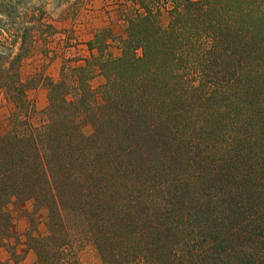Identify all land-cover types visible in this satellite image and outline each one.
I'll return each mask as SVG.
<instances>
[{"label":"trees","instance_id":"trees-1","mask_svg":"<svg viewBox=\"0 0 264 264\" xmlns=\"http://www.w3.org/2000/svg\"><path fill=\"white\" fill-rule=\"evenodd\" d=\"M129 1L121 53L98 63L102 103L48 79L39 125L0 137V198L47 208L34 264H80L62 209L103 264H264V0ZM0 88L37 112L18 70Z\"/></svg>","mask_w":264,"mask_h":264},{"label":"rangeland","instance_id":"rangeland-1","mask_svg":"<svg viewBox=\"0 0 264 264\" xmlns=\"http://www.w3.org/2000/svg\"><path fill=\"white\" fill-rule=\"evenodd\" d=\"M94 6L95 9L92 8ZM132 7L129 0H0V70L20 72L21 78L31 86L27 96L37 111L27 119L24 111L17 109L13 100L0 88V137L18 117L28 120L27 125H39L40 113L49 103L48 79L66 82L69 99L84 96L94 105L101 104L99 87L104 78L101 74L100 79L95 78L93 74V69L99 65L98 58L89 59V65L81 76L85 77L91 89L86 92L76 84L80 75L78 69L83 68L76 58L77 48L81 49L80 45L86 42L84 28L87 27L77 22V19L86 9L114 13L111 21L113 25L94 26L97 32L92 42L96 49L102 50L107 39L115 37L116 42H119V38L126 37V23L116 19V15L125 20L126 12L131 11ZM168 17V8H161L159 21L162 25L167 24ZM58 69L59 76L53 79L50 75L56 74ZM99 82L101 84L95 87ZM41 89L47 92L39 94L37 90ZM79 120L83 132L90 134L92 124L83 114ZM0 209L6 210L11 216L9 232L4 226V219L0 222V264H34L36 253L30 247L28 237L46 234L50 221L47 208L34 199L12 196L9 200L0 198ZM60 215L63 229L77 252L80 264H103L82 217L65 209L60 211Z\"/></svg>","mask_w":264,"mask_h":264},{"label":"crops","instance_id":"crops-1","mask_svg":"<svg viewBox=\"0 0 264 264\" xmlns=\"http://www.w3.org/2000/svg\"><path fill=\"white\" fill-rule=\"evenodd\" d=\"M92 8H96L95 6L92 7ZM94 9H86L85 12L83 13H80L79 14V20L77 19V22H79L81 25H86L87 27L84 28V32H85V38H86V42L84 43V45H80L82 46L81 49L77 48V57L79 62H81V65L82 67H85L86 65H89V59L90 58H98V61L104 59V58H107V57H118L121 53V48L118 49L117 46H118V43L119 42H116V38L115 37H111L109 39H107L105 41V45H104V48L101 50H98L95 48L94 46V43L92 42L94 36H95V33L97 32L96 28L94 26H102V25H105V24H110V25H113L114 22H111L113 20V16H114V13L113 12H102V11H99V10H94ZM116 19H118L119 21H122L124 22L123 19H121L119 17V15H116ZM92 24V25H91ZM95 24V25H93ZM120 40V38L118 39ZM79 47V45L77 46ZM76 48H74V51H75ZM119 51V53H118ZM94 73L95 74V78H99L100 79V70H99V67L98 65L95 66V68L93 69ZM53 79H57L58 76H59V69H58V72L56 74H51L50 75ZM94 79V78H93ZM90 83L91 80H90ZM101 84V82H99V84L95 85V87L99 86ZM39 92V94H41L42 92H47V90L45 89H41L40 90H37ZM41 98V101L42 102V95L40 96ZM38 108H42V106L38 107Z\"/></svg>","mask_w":264,"mask_h":264}]
</instances>
